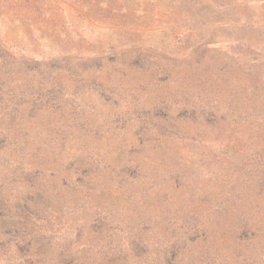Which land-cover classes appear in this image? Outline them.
I'll list each match as a JSON object with an SVG mask.
<instances>
[{"label": "rangeland", "instance_id": "rangeland-1", "mask_svg": "<svg viewBox=\"0 0 264 264\" xmlns=\"http://www.w3.org/2000/svg\"><path fill=\"white\" fill-rule=\"evenodd\" d=\"M0 39V264H264V0H0Z\"/></svg>", "mask_w": 264, "mask_h": 264}, {"label": "trees", "instance_id": "trees-1", "mask_svg": "<svg viewBox=\"0 0 264 264\" xmlns=\"http://www.w3.org/2000/svg\"><path fill=\"white\" fill-rule=\"evenodd\" d=\"M6 47V45H5ZM3 47V42L0 39V69L10 67L11 72H13L14 68L12 67V62L15 61L12 58L14 57L15 59L18 60L20 65H26L28 69H32L30 65H35V62L33 60H27L23 56L15 53V51L7 46V48ZM51 71H57L62 70V69H68L66 67L67 62L70 60L66 59V56H61V55H53L51 58ZM48 61V62H50ZM17 62V63H18ZM48 62L45 61V66L48 64ZM50 65V66H51ZM15 66V65H14ZM58 70V71H59ZM15 75H10L9 72H3L0 70V111H6L8 112V116L10 119H16V116L21 113L22 110V105L21 103H17L14 101L15 98V93L14 91H10L8 88H5L4 85L7 86V83L13 82V78ZM17 97V95H16ZM15 102V103H14ZM2 107V108H1ZM3 121L2 117L0 118V122ZM3 130H0V139L2 140L3 138ZM14 137V136H13ZM15 138H13L14 140ZM9 140V139H6ZM3 142L0 141V144ZM18 144V142H17Z\"/></svg>", "mask_w": 264, "mask_h": 264}]
</instances>
